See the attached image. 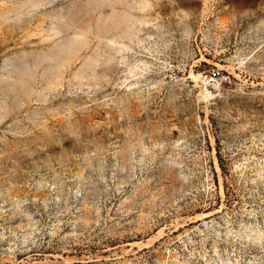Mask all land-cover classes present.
<instances>
[{"label": "rangeland", "instance_id": "rangeland-1", "mask_svg": "<svg viewBox=\"0 0 264 264\" xmlns=\"http://www.w3.org/2000/svg\"><path fill=\"white\" fill-rule=\"evenodd\" d=\"M0 264H264V0H0Z\"/></svg>", "mask_w": 264, "mask_h": 264}, {"label": "built area", "instance_id": "built-area-1", "mask_svg": "<svg viewBox=\"0 0 264 264\" xmlns=\"http://www.w3.org/2000/svg\"><path fill=\"white\" fill-rule=\"evenodd\" d=\"M216 75H217V74H216L215 72H212V73H211V78L216 77Z\"/></svg>", "mask_w": 264, "mask_h": 264}, {"label": "trees", "instance_id": "trees-1", "mask_svg": "<svg viewBox=\"0 0 264 264\" xmlns=\"http://www.w3.org/2000/svg\"><path fill=\"white\" fill-rule=\"evenodd\" d=\"M219 167H220V170H221L222 172H224V169H223V167H222L221 164L219 165Z\"/></svg>", "mask_w": 264, "mask_h": 264}, {"label": "bare ground", "instance_id": "bare-ground-1", "mask_svg": "<svg viewBox=\"0 0 264 264\" xmlns=\"http://www.w3.org/2000/svg\"><path fill=\"white\" fill-rule=\"evenodd\" d=\"M191 77H192V75H191ZM193 78V77H192ZM195 78V77H194ZM207 94V93H206Z\"/></svg>", "mask_w": 264, "mask_h": 264}]
</instances>
